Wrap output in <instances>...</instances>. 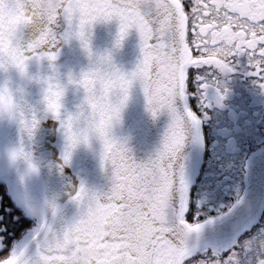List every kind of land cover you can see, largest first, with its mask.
Returning <instances> with one entry per match:
<instances>
[{
	"label": "snow or ice",
	"instance_id": "obj_1",
	"mask_svg": "<svg viewBox=\"0 0 264 264\" xmlns=\"http://www.w3.org/2000/svg\"><path fill=\"white\" fill-rule=\"evenodd\" d=\"M14 3L24 9L28 32H33L18 55L21 63L25 59L55 63L66 39L77 29L83 37L85 30L100 22L118 21L120 41L130 30H136L141 59L131 73H112L105 88H119L123 100L116 106L104 105L105 111L118 115L133 84L139 81L153 118L167 111L171 120L162 146L147 162L138 163L126 144L106 140L102 166L111 173L110 191L101 195L81 184L73 196L80 209L78 219L59 232L45 222L32 237L37 249L34 261L25 248L0 257V264H264V220L259 218L245 229L248 235L241 232L243 239L237 238L230 246L200 245L205 230L244 205L245 198L238 194L227 212L204 223H189L191 182L183 155L190 133H195L192 143H202V116L196 111L201 104L189 101L195 97L206 102L212 89L220 100L224 98L226 89L220 76L235 70V62L229 57L246 55L249 66L255 69L250 74L264 81V0ZM234 25L237 31H232ZM209 42L219 46L209 48ZM190 43L200 56L193 55ZM205 65L218 71H193ZM82 83L90 88L94 80L85 74ZM258 86L264 88V83ZM89 102L96 107L94 98ZM56 116L59 118V113ZM62 127L63 122L59 132ZM71 147L66 148L65 165L71 163ZM6 247L0 236V251Z\"/></svg>",
	"mask_w": 264,
	"mask_h": 264
},
{
	"label": "clouds",
	"instance_id": "obj_2",
	"mask_svg": "<svg viewBox=\"0 0 264 264\" xmlns=\"http://www.w3.org/2000/svg\"><path fill=\"white\" fill-rule=\"evenodd\" d=\"M13 8L16 9L15 12H11ZM23 16L24 9L16 5L14 0H0V124L15 125L19 133V146L9 153L11 161L17 166L22 165L26 176L40 175L41 165L34 157L33 144L41 120L51 118L58 123L63 122L60 131L63 142V164L66 148L72 145L71 160L76 152L85 149L97 154L102 165L106 140H114L129 147L128 140L117 136L116 133L123 125V116L130 100L131 90L137 84L142 87L139 81L133 84L126 103L117 115L107 113L104 105H119L123 95L117 87L107 91L105 85L114 71L119 70L128 74L135 69L126 72L117 66L112 52H97L93 49L94 27L85 30L83 37L77 29L63 43L71 45L73 41L78 42L87 60V66L78 72L69 69L63 73L57 65L59 57L55 63L39 59H25L21 63L18 55L24 51L26 35L30 27ZM126 38L120 41L118 32L114 50L121 49ZM45 63L47 71L43 70ZM33 65L37 66L35 72L31 70ZM85 74H90V78L94 80L90 88H86L82 83ZM32 87L40 90L38 104H33L30 99ZM69 92L77 98L74 110L71 111L66 107ZM90 97L95 99L96 107L89 102ZM56 113H59V118ZM23 179L24 177L22 181ZM60 211L58 195L46 199L42 206L32 207L35 216L46 219L50 214L53 221L59 217Z\"/></svg>",
	"mask_w": 264,
	"mask_h": 264
},
{
	"label": "water",
	"instance_id": "obj_3",
	"mask_svg": "<svg viewBox=\"0 0 264 264\" xmlns=\"http://www.w3.org/2000/svg\"><path fill=\"white\" fill-rule=\"evenodd\" d=\"M118 21L97 23L93 28L92 46L97 52H112L117 66L124 71L130 72L135 69L141 59L140 39L136 30H130L124 41L123 47L114 50V43L118 36ZM33 32L29 31L26 39H31ZM57 65L63 73L69 69L77 72L87 66V60L82 53L78 42L73 41L71 45L61 44ZM33 72L37 71V66L33 65ZM47 71V64L44 65ZM30 99L33 104H38L40 90L36 87L30 89ZM77 103L76 96L69 92L66 107L69 111L74 110ZM170 115L167 111L161 113L153 119L147 111V101L142 87L137 84L131 90L130 100L124 112L123 125L117 129V136L125 138L129 142L131 155L138 163L147 162L154 157L161 146L165 132L170 124ZM190 140L185 148L184 157L187 160V171L190 182L199 169L202 159V143L194 144ZM19 146V133L15 125L6 124V132L0 138V150L8 161V171L6 177L12 180L19 188L20 193L25 196V189L35 188L41 198L42 204L54 195L59 196L60 215L53 221L50 214L43 219L42 225L47 222L57 232L66 228L70 223L79 218L80 209L73 202L75 192L83 184L90 192L105 194L110 191L111 173L106 171L101 165L97 154L80 149L76 152L68 165L63 164V142L59 132V123L51 118L41 120L40 128L37 132L33 151L34 157L41 165L39 176H26L22 165H15L10 159V151ZM98 152V147H97ZM22 177H24L22 181ZM5 182V181H4ZM25 187H24V186ZM236 213L214 225H210L204 232L200 245L204 246L211 242H220L231 238L239 230ZM247 218V217H244ZM41 225V226H42ZM212 226V227H211ZM27 249V256L30 260H35L36 245L32 239L24 246Z\"/></svg>",
	"mask_w": 264,
	"mask_h": 264
},
{
	"label": "flooded vegetation",
	"instance_id": "obj_4",
	"mask_svg": "<svg viewBox=\"0 0 264 264\" xmlns=\"http://www.w3.org/2000/svg\"><path fill=\"white\" fill-rule=\"evenodd\" d=\"M237 30L234 25L232 31ZM192 35L190 32V40ZM206 39L210 40V37ZM218 46L210 42L208 45L209 48ZM190 47L195 57L200 56L194 45L190 43ZM204 57L208 58V53L205 52ZM216 58L223 59L221 56ZM228 59L235 62V70L220 76V83L226 89L224 98L220 100L216 89H212L206 102L195 97L189 101L201 104L196 111L202 116V159L198 175L190 185L192 212L189 223H204L227 212L238 194L244 196L245 204L232 212L241 217L237 222L240 230L231 238L211 242L202 246L204 248L230 246L237 238L243 239L241 232L248 235L245 229L255 222V218L264 220L261 215L264 213V88L258 86L264 81L250 74L255 69L249 66L246 55ZM193 71L198 74L218 70L205 65Z\"/></svg>",
	"mask_w": 264,
	"mask_h": 264
},
{
	"label": "rangeland",
	"instance_id": "obj_5",
	"mask_svg": "<svg viewBox=\"0 0 264 264\" xmlns=\"http://www.w3.org/2000/svg\"><path fill=\"white\" fill-rule=\"evenodd\" d=\"M6 132V124H0V138L3 137V135ZM8 171V161L5 155L0 150V180L5 181V184L7 185L9 194L11 195L13 202L15 205L22 209L26 215L33 220V225L26 229L22 234L15 240L13 243V246L10 250H22L24 246L32 239L33 235L40 229L43 219L39 216H35L32 212V207L35 206H42V201L40 196L38 195V192L35 188L33 189H25L24 185V192L26 190L25 196H23L18 186L8 177H6V173ZM198 175V170L195 173V177ZM193 181V180H192ZM192 183V182H191Z\"/></svg>",
	"mask_w": 264,
	"mask_h": 264
},
{
	"label": "trees",
	"instance_id": "obj_6",
	"mask_svg": "<svg viewBox=\"0 0 264 264\" xmlns=\"http://www.w3.org/2000/svg\"><path fill=\"white\" fill-rule=\"evenodd\" d=\"M33 223V220L15 205L7 185L0 180V236L4 237V243L7 245L3 251H0V257L10 252L15 240Z\"/></svg>",
	"mask_w": 264,
	"mask_h": 264
}]
</instances>
